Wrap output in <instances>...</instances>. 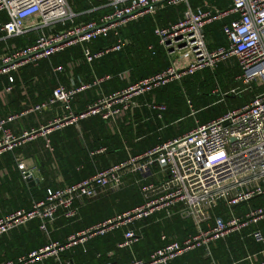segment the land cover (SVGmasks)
<instances>
[{"label":"built area","instance_id":"1","mask_svg":"<svg viewBox=\"0 0 264 264\" xmlns=\"http://www.w3.org/2000/svg\"><path fill=\"white\" fill-rule=\"evenodd\" d=\"M87 1L85 11L74 12L68 0H0V44L22 39V44L5 46L0 52V78L5 80L4 92L13 91L15 76L20 70L36 69L44 61L69 49H79L80 59L87 66L112 53L123 51L129 41L120 31L128 24L145 16H156L167 8L183 10L168 25H155L153 35L159 47L182 63L173 61L164 70L137 81H131L129 72L118 74L127 81L125 87L105 92L102 85L111 81L110 75L96 77L88 82L72 78L69 85L57 82L51 95L19 114L0 116V157L12 154L22 179L32 170L26 160L15 153L23 144L39 136L43 146L52 150L49 136L68 126L77 130L80 123L99 117L116 127L122 114L146 107L151 119L161 122L167 107L151 100L140 105L139 99L167 87L181 84L186 77L217 64L235 59L238 75L235 78L241 93H253L239 108L205 124L195 121L189 131L148 149L128 156L117 165L98 170L78 183L59 189H47L43 200L32 201L28 208H19L0 217V237L39 221V229L47 242L39 249L1 264H36L48 259L56 264H72L62 255L74 246L121 231L117 250L128 251V264H170L176 258L198 249L210 255V245L231 234L241 235L255 227L248 237L260 246L258 254L248 256L249 264H264V204L234 213V208L264 196V90L255 92L253 85L264 87V0H228L223 10L206 0L192 7L190 0H98L97 5ZM95 18L78 21L84 15L97 12ZM228 19L221 27L226 46L208 50L205 27ZM113 38L110 46L92 50L90 45L99 38ZM152 46L148 51H152ZM188 60V62L184 61ZM53 76L63 75V65L51 66ZM130 80V81H129ZM95 90L94 99L80 110L73 109L77 97ZM235 90L226 95L235 93ZM60 105L63 114L51 119L45 126L16 136L9 127L26 114L42 115L49 108ZM190 116H195L187 101ZM102 151V150H101ZM160 175L161 180L155 181ZM125 176H138L141 204L106 218L74 235L64 242L50 240L49 226L59 218L74 219L79 215L76 202L94 201L117 193L124 187ZM222 212L216 213L217 208ZM1 209V208H0ZM1 211V210H0ZM163 213L166 219L179 215L189 219L193 232L181 241L160 237L162 246L153 250L147 259H139L133 248L142 237L135 224ZM114 253L109 252L108 258ZM98 258L100 256H97ZM103 264H117L111 261Z\"/></svg>","mask_w":264,"mask_h":264},{"label":"crops","instance_id":"2","mask_svg":"<svg viewBox=\"0 0 264 264\" xmlns=\"http://www.w3.org/2000/svg\"><path fill=\"white\" fill-rule=\"evenodd\" d=\"M77 1L79 0H68L74 12H83L86 7H82L80 5V1L79 3ZM93 1L90 0L91 4L97 5L98 0ZM210 1V4L212 6L223 10L227 9L229 5L228 0ZM97 15L98 14L94 15L91 18H95ZM0 18L6 19L4 14H1ZM175 19H177V17ZM175 19L172 17L168 18L165 25L174 22ZM78 21H84V19L79 18ZM227 21L228 19H224L222 21L214 22L212 23V25H207L205 27L208 28L211 26H217L218 31L220 32L219 38L215 40L207 39L205 35L207 47H210V44L213 43V45H211V50L216 49L217 47L226 46L227 42L221 33V27L224 23H227ZM18 40L20 39L12 41L8 40L6 43L0 44V52L4 49L5 46H14L20 44ZM71 51H73L74 53H71L69 55V58L65 62H63L65 71L64 74L60 77L63 78L62 81L60 80V83L68 86L69 80L72 78L78 79L79 81L83 82H88L96 78L97 76H95L96 73L93 69L83 68L85 66L82 67L83 69L80 68L81 65L79 62V49H76V51ZM166 57L168 59V66L170 61H173L175 67H179V63H182V60H180L179 58H174L167 54ZM184 61L188 62V60ZM221 64L223 65V70L227 69L230 72V75L222 79V88L219 87L218 91H221L220 93L222 94H226L228 92H231L232 90H235V93H231L228 95L233 97L241 96L242 93L236 90L237 88H239V86L235 84V78L238 75V67L235 59H231L227 62H222ZM42 65L47 70L50 66V71H46L45 74L51 76L53 75L51 66L56 67L62 64H55L54 61L50 59L42 62L38 68H40ZM235 71L236 74H234ZM17 75L19 76L20 74L17 73L15 77H18ZM128 76L130 78V74ZM0 81V116L19 114L24 110L32 107L33 105L45 101L51 95V92L55 87V84H48L43 81V78L40 77V75L35 74L31 78V80L28 81V83H24L22 81L20 82V77H18V79H16L17 83L15 82V84L13 85V91L10 93H5L3 90L5 80L3 78H0ZM121 88L113 89V87L109 86L107 88L103 87V90L105 92H112ZM94 95L95 90L84 92L74 101L73 109L75 111L82 110L86 106V104L91 101ZM158 97L159 96L157 94V91L153 94L142 97L139 99L140 105H145L151 100L157 102L156 100H158ZM236 103L238 105V108L244 105L240 104L239 106L238 101ZM62 114V107L60 105H56L52 108H49L42 115L26 114L18 118L9 127L12 129L13 133L18 136L23 132L35 130L41 126H45L51 119L59 117ZM190 118H192L193 126L195 121L198 120L195 118V116H190ZM162 121V126L166 127L163 130L159 128V124H157L158 121L155 120V118L149 119L146 107H141L137 111H131L130 113L122 114L116 127H112L111 124H106L105 122L103 123V125H98L96 124V121L92 122V120L87 119L86 121L80 123L79 130H77L74 126H68L63 128L62 130L55 131L49 136L52 150L45 149L43 146V139L37 136L33 140L23 144L18 149L19 151L16 152L26 160L27 167L32 170L31 176L38 181V183L32 187L27 184L24 179H22L20 172L15 166L12 154H5L1 156L0 217L16 209L26 208L32 201L43 200L45 196L43 192L46 188L59 189L78 183V181H80L82 178H87L94 175V171L97 172L98 170L106 169L112 165L120 164L124 162L128 156L141 154L154 147L155 145L179 136L192 128V126L189 129L186 128L187 126L183 125L184 122H182V120L179 118V115L173 114L172 116H167ZM108 135L110 136V139H107ZM113 141L116 142L112 143ZM102 142L107 143L108 146L100 145L97 149H93L94 144L97 146ZM109 150L110 152L106 154ZM80 157L82 159L81 161ZM88 163L90 164V166L86 167V164ZM80 166H82V169L78 170ZM135 179L139 180L140 177L125 176L123 178V188H127L130 185H133V182L135 184ZM161 179L162 176L158 175L155 178V181ZM138 186L139 185H137V189ZM100 201L102 200H84L82 202H76V205L79 208V215L71 224H68V222H66L63 217H59L54 222L55 224L52 228V231L55 232V235L57 234L59 236V240L57 241L64 242L69 236L74 235L107 218L110 208H102V206H100L99 204ZM177 217H179L180 220L184 221V219H182L179 215H177ZM172 218L171 220L166 219L163 213H159L150 218L149 221L151 220L150 225H161L158 226L160 227V231L162 230L159 234L160 237L162 235H165L168 240L181 241L186 237L183 226L184 224H177L178 227H176L175 224H173L174 219L172 220ZM142 223H138L135 225L138 232L141 228L144 229L149 225V223L147 222L145 224ZM262 225L263 224H261L260 226ZM36 227V224L30 222L25 228L14 230L8 235L0 237V264L15 260L19 256L25 255L30 251L39 249L43 246L42 243L45 236L40 230L38 231V229H35ZM254 228L255 227L244 230L241 235L231 234L225 239L219 240L224 242L226 250H228V243L226 240L229 237H234L236 241L238 240L242 245L244 253L241 256V260L236 261L235 259L231 258V262L228 264H249L248 260H246L247 257L259 253L260 249L250 251L246 245V241L248 239L251 240L248 237V234ZM162 232H165L166 234ZM90 242L84 245L74 246L61 256L62 259H70L74 261L73 264H87V262L82 260V254L79 252L81 251L83 253L86 248L95 253V258L97 259V256H100V254L103 252L105 243L95 239ZM217 242L210 245L209 256H205V250L200 249L203 250V258L208 259V261L212 262V264H220L215 260L213 252ZM133 253L135 254L134 251ZM87 254H90V252ZM98 262L100 264V261ZM54 263V260L48 259L36 264Z\"/></svg>","mask_w":264,"mask_h":264},{"label":"trees","instance_id":"3","mask_svg":"<svg viewBox=\"0 0 264 264\" xmlns=\"http://www.w3.org/2000/svg\"><path fill=\"white\" fill-rule=\"evenodd\" d=\"M77 2L79 3V1ZM196 3L197 2H194V4ZM80 5L84 8L85 7L87 8V2L85 1H80ZM179 10L180 9L174 10V8H167L166 10L159 12L154 17L145 16L141 18L140 20H138L137 22L128 24L124 29L120 31L121 37L129 41V45L123 51L107 55L103 57L102 59L94 62L90 67L84 64L83 62H81L80 68L81 69L83 68L93 69L94 72L96 73L95 76L97 77H103L105 75H110L112 77L111 81L103 84L102 87L107 88L111 86L113 87V89L126 86L127 81H120L117 79L118 74H121L124 71H128L130 73L131 81H137V80L143 79L147 76H150V75H153V74H156L162 71L163 69L167 68L168 59L166 57V53L164 52V50H162L161 47H159L157 40L155 36L153 35V29L156 24L160 26H165V24L167 23L166 20L168 18L172 17L175 19L177 17ZM98 13H100V11L92 12V14L84 15L81 18H83L84 21H86ZM209 25H212V24H209ZM204 33L207 39L215 40L219 38L220 32L218 31L217 26H211V27L205 28ZM18 42L22 44L21 39L18 40ZM112 42H113V38L111 36L108 38H99L96 41H94L92 45H90V48L92 50H97L104 46L105 47L110 46ZM211 45H213V43H211L210 47H208V49L210 50L212 49ZM149 46H152L153 48L152 51H148ZM71 50L76 51V49H69L57 56H54L52 60L54 61L55 64L64 65L63 62H65L69 58V55L71 53H74ZM48 70L50 71V66ZM48 70L43 65L38 69L27 67V68L20 70L19 72L20 75L19 76L17 75V76L20 77V82L22 81L24 83H28V81L31 80L33 75L37 74L43 78L44 82L48 84H55V86L57 82H60V80L61 81L63 80V78H60L59 76L57 77L53 75L51 76L46 75L45 72ZM226 73L230 74V72L227 69L223 70V66H221V64H218L214 70H203L201 72L195 73L189 78L184 79V85L186 87V95L188 93V95L190 94L193 97L192 98L189 95L193 102V109L196 112L195 118L198 120L199 124H205L207 122H210L216 119L217 117L225 114L227 111L235 109L236 106L238 108V105L236 103L237 101L239 102V106H240V104L242 105V104L247 103L249 99L252 97L253 93H250L249 91L242 93V95L239 97H233V96L226 95V94L222 95V93H220L221 91H218V89L219 87L222 88L221 81L224 77L227 76ZM234 74H236V71ZM18 77H15V79H18ZM0 84H1V81H0ZM235 84H237L240 87V85L237 82ZM171 87L172 86L167 87V88L165 87L162 90L160 89L159 92L157 91L159 97H158V100L156 101L158 103L165 104L167 107L166 112L163 114V120L167 116H172L173 114L179 115V118L182 120V122H185L186 120H190V123L186 127L189 129L193 124L192 118H190L189 116L190 114L189 109L186 103L184 102L183 98L180 97L177 89L171 88ZM253 90H254V93L260 92L264 90V87L255 86L254 84ZM93 99L94 97H92L91 101ZM147 113H148L149 119H151V114L149 112ZM90 120H92V122L96 121V124L98 125H103L104 123L99 117H93V118H90ZM161 122L163 123V121ZM161 122L158 121L157 124H159V128L163 130L166 127H163ZM193 127L194 125L192 126V128ZM107 139H110L109 135L107 136ZM115 142L116 141H113L112 143H115ZM100 145L108 146L107 143L102 142L98 144L97 146L94 144L93 149L94 150L97 149ZM18 151L19 150L17 149L15 153ZM109 152L110 150L106 154H108ZM81 160L82 159L80 157V161ZM87 166H90V164L89 163L86 164V167ZM81 169H82V166L78 168V170H81ZM94 172L93 174L96 173ZM83 179H86V177L82 178L81 180ZM46 190L47 188L44 189V192H43V194L45 195H46ZM99 200H102L99 202L102 208H106V207L110 208L107 218L115 214H119L124 211H127L141 204V197L139 195V189H137V185L134 184V182H133V185H130L127 188H123L117 193L110 194L107 196H102L98 198V200L96 201H99ZM64 220L68 222V224H71L72 222L76 220V218L64 219ZM172 220H173V224H175L176 227H178L177 224H180V223L184 224L183 226H184L186 236L193 232V224L191 220L184 219V221H182L177 216L173 217ZM146 222L149 223V225L148 227L144 229L141 228L139 230L140 233L137 231V233L140 234L142 239L133 248V251L135 252L136 256L139 259H147V257L153 250L162 246V242L160 241V235H159L162 230L160 231L159 229L160 227H158L161 225H158V224L150 225L151 220L149 221V219L144 221V223L142 222L140 223L145 224ZM54 224L55 223H53V225L49 226L48 228V231L50 233L49 237H50V240L57 241L59 240V236L57 234L55 235V232L52 231ZM260 228L264 232V224L260 226ZM35 229H38L39 231L40 230L39 225H37ZM162 233H165V232H162ZM121 234H122L121 231H115L104 237L95 238V240H100L105 243V248L103 252L100 254V257L97 258L98 261H100V264H103L104 262H107V261H111L117 264H126L127 260L129 262L130 260L129 253L126 251L117 250L116 248V245L122 239ZM43 240L44 241L42 244L45 245L47 240L46 238H43ZM226 241L228 243V246H227L228 250L225 249L224 242L218 241L216 243V247L213 250L215 260L218 261L220 264L230 263L231 258L235 259L236 261H240L241 256L244 253L241 243L238 240L236 241L234 237H229ZM246 245L250 251L260 249V246L255 245L249 239L246 241ZM79 252L82 254V260L87 262V264H99V262L95 258L96 256L95 253L91 252L89 249L86 248L83 251V253L81 251ZM89 252L90 254H87ZM109 252L114 253L113 257L111 258L107 257V254ZM202 252L203 250H200V249L192 251V252H188L176 258L170 264H212V262L208 261V259L203 258ZM68 260L71 261L72 264L74 263V261L70 259Z\"/></svg>","mask_w":264,"mask_h":264},{"label":"rangeland","instance_id":"4","mask_svg":"<svg viewBox=\"0 0 264 264\" xmlns=\"http://www.w3.org/2000/svg\"><path fill=\"white\" fill-rule=\"evenodd\" d=\"M203 0H190V5L192 6V7H194L195 6V4H194V2H197L196 3V5H198V4H200L201 2H202ZM208 3H211V1L210 0H206ZM175 10V9H174ZM183 10V7H181L180 8V11H182ZM208 48V47H207ZM209 50V49H208ZM211 51V50H210ZM219 64H221V63H219ZM218 65V64H217ZM221 66H223L222 64H221ZM219 67V66H218ZM215 68V67H214ZM214 68L213 69H205V70H214ZM226 75L227 76H229L230 74L229 73H226ZM226 76V77H227ZM59 77H61V75H59ZM190 77V76H189ZM189 77H186V78H189ZM170 86H172L171 88H175V89H177V91H178V93H179V95H180V97L181 98H183V100H184V102L186 103V105H187V101H190L191 102V106H192V108H193V102H192V100H191V97L188 95V93H187V95H186V87H185V85H184V79L182 80V82H181V84H178V83H172V84H170V85H168L167 87H170ZM174 86V87H173ZM166 87V88H167ZM163 89V88H162ZM161 89V90H162ZM159 92V91H158ZM158 92H157V94H158ZM223 95V94H222ZM193 98V97H192ZM187 107H188V105H187ZM188 109H189V107H188ZM194 110V109H193ZM189 113H190V110H189ZM190 123V120H186L185 122H184V126L186 125H188ZM264 202V196L263 197H259V198H256V199H253L252 201H250L249 203H247V204H243V205H241V206H238V207H235L233 210H234V213L235 214H238V213H240V212H243V211H246L249 207H255V206H258V205H261L262 203ZM215 212L218 214V213H220V212H222V209L219 207V208H217L216 210H215ZM38 220H35L34 222H32V223H34V224H36V225H38Z\"/></svg>","mask_w":264,"mask_h":264},{"label":"water","instance_id":"5","mask_svg":"<svg viewBox=\"0 0 264 264\" xmlns=\"http://www.w3.org/2000/svg\"><path fill=\"white\" fill-rule=\"evenodd\" d=\"M25 181H26V183L29 184L31 187L38 183L37 180H35L32 176H28V174H26V179H25Z\"/></svg>","mask_w":264,"mask_h":264}]
</instances>
